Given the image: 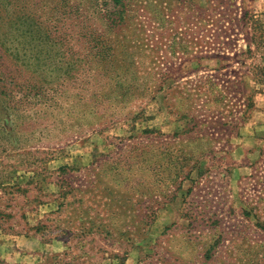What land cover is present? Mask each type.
Returning <instances> with one entry per match:
<instances>
[{
    "label": "rangeland",
    "instance_id": "374dc122",
    "mask_svg": "<svg viewBox=\"0 0 264 264\" xmlns=\"http://www.w3.org/2000/svg\"><path fill=\"white\" fill-rule=\"evenodd\" d=\"M29 1L61 42L36 92L14 71L0 89V264H264V84L247 70L264 46L241 57L249 30L223 33L264 0H126L120 27L93 13L111 0ZM117 41L148 80L121 105L99 82Z\"/></svg>",
    "mask_w": 264,
    "mask_h": 264
},
{
    "label": "trees",
    "instance_id": "16d2710c",
    "mask_svg": "<svg viewBox=\"0 0 264 264\" xmlns=\"http://www.w3.org/2000/svg\"><path fill=\"white\" fill-rule=\"evenodd\" d=\"M96 0H94V3ZM111 3L114 4V7L111 10H104L95 8L93 13L100 14L105 20L109 21V24L112 26L120 27L122 23L123 13L126 11L127 1L126 0H111ZM29 0H0V89H6L5 82L8 79V83L13 84L14 78L9 71L15 72V79L25 75L26 80H23L24 83H27V87L30 86V89H27L28 92L35 90L36 84L32 81L35 78V75L40 74V60L42 59L39 55L41 52H45L43 56L49 54L50 48H48V43L54 41L60 43V32L51 31L52 26H56L54 21L51 26H48V19L46 21L36 20L34 14H32ZM62 5H68L69 0H62ZM79 4V2L74 3L73 8ZM71 9V8H70ZM106 13V14H105ZM227 25L225 26L226 30L223 31L225 34L231 36H237L239 29L243 27L244 30L248 29L250 32L249 43L244 44L243 49L240 51V56L252 57L254 51H257L261 45L264 46V13H251L243 11L241 14H232L229 17V20H224ZM14 28L15 29V47L10 48L8 44V39L5 34L6 30L2 28ZM56 30V29H54ZM247 31V30H246ZM52 33V34H51ZM231 40L232 37H228ZM229 43V42H228ZM227 43V44H228ZM251 44V45H250ZM43 45H46V49L43 48ZM120 41L115 43V49L117 52V57H113L111 60L114 61L110 65V71L112 76H108L109 81L100 80L101 86L107 88L109 86V92H119L114 96V102L122 104L126 102L131 95V92H145L147 89V81L132 67L130 62H126L123 59L118 57V53L121 50L122 46ZM120 47V48H119ZM230 46L227 47L230 48ZM44 49V50H43ZM43 50V51H42ZM58 52V48H57ZM56 52V53H57ZM202 56H198L197 59ZM43 68V67H42ZM223 65H219L217 69H223ZM251 75V79L260 85L264 84V60L261 63H251L247 69ZM131 74V75H129ZM241 84V92H246L245 81L243 79L238 80ZM237 81V82H238ZM98 82V81H97ZM112 82V83H111ZM234 85V83L232 82ZM149 87V86H148ZM159 85L157 82L154 85V91L159 90ZM245 89V90H244ZM255 90V89H254ZM131 97V96H130ZM6 108V107H5ZM12 109V108H11ZM10 116L17 115V112H7ZM102 117H105L101 115ZM172 157L173 162L167 163L171 166V171L174 173V177H178L180 173L183 175L185 172V164L179 163V156ZM162 158L169 160V154L167 152H162ZM186 159V157L184 158ZM164 169V167H163ZM188 169V168H187ZM66 264H76V263H66Z\"/></svg>",
    "mask_w": 264,
    "mask_h": 264
}]
</instances>
